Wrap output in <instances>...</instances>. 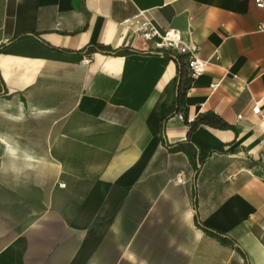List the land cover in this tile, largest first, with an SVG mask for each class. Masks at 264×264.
Listing matches in <instances>:
<instances>
[{"label":"crops","instance_id":"1","mask_svg":"<svg viewBox=\"0 0 264 264\" xmlns=\"http://www.w3.org/2000/svg\"><path fill=\"white\" fill-rule=\"evenodd\" d=\"M139 10L196 43L204 72L126 41ZM262 22L254 0H0L18 120L0 137V264H264ZM206 113L230 128L189 132Z\"/></svg>","mask_w":264,"mask_h":264},{"label":"built area","instance_id":"2","mask_svg":"<svg viewBox=\"0 0 264 264\" xmlns=\"http://www.w3.org/2000/svg\"><path fill=\"white\" fill-rule=\"evenodd\" d=\"M257 7H263V0H254ZM126 28V41L139 39L145 46L144 50L166 49L177 55L184 57L185 67L190 77L195 78L201 75L207 65V60L197 56L198 45L196 43H186L178 30L172 28L160 29L146 15L145 11L139 10L134 15L125 18L121 22ZM258 30L264 31V22L258 25ZM91 60V54L83 55L80 63L87 65ZM264 70V68H263ZM217 83L210 85V89L214 90ZM262 99L254 101L251 108L252 113L260 114V102ZM178 119H184L181 112L176 114ZM241 118V115L237 116ZM181 175H178L175 181H181Z\"/></svg>","mask_w":264,"mask_h":264},{"label":"trees","instance_id":"3","mask_svg":"<svg viewBox=\"0 0 264 264\" xmlns=\"http://www.w3.org/2000/svg\"><path fill=\"white\" fill-rule=\"evenodd\" d=\"M97 48L109 51V49L104 48L101 45L97 46ZM178 66H179L178 74H179V77L181 78L184 74V69L182 67V64H179ZM180 88L181 87L179 84L177 88V92H176V97H175L174 109L176 110H178L180 104L182 103L183 92ZM184 119L186 118L184 117ZM188 123H189V132L192 131L194 128H196L200 124H207V125H211V126L219 127V128H230L229 124L224 122L219 116L215 115L214 113H206V114L199 115L198 118H196L195 120L189 121Z\"/></svg>","mask_w":264,"mask_h":264},{"label":"rangeland","instance_id":"4","mask_svg":"<svg viewBox=\"0 0 264 264\" xmlns=\"http://www.w3.org/2000/svg\"><path fill=\"white\" fill-rule=\"evenodd\" d=\"M18 121L16 119H11L10 116H6L4 111V101L0 100V137H12L11 128L12 123ZM3 143L0 142V150L3 149Z\"/></svg>","mask_w":264,"mask_h":264},{"label":"clouds","instance_id":"5","mask_svg":"<svg viewBox=\"0 0 264 264\" xmlns=\"http://www.w3.org/2000/svg\"><path fill=\"white\" fill-rule=\"evenodd\" d=\"M0 142H3V141L0 140ZM16 153H17V150H15V149L11 150V155H12L13 157L16 156ZM23 155H24V159H25L26 161L31 162V161H34V159H35L33 156L29 155L27 152H25ZM13 170H15V169H13Z\"/></svg>","mask_w":264,"mask_h":264}]
</instances>
